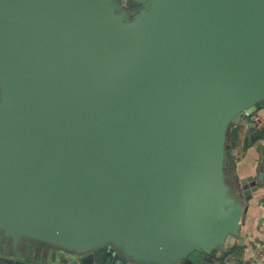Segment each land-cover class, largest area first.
Returning a JSON list of instances; mask_svg holds the SVG:
<instances>
[{"label": "water", "instance_id": "1", "mask_svg": "<svg viewBox=\"0 0 264 264\" xmlns=\"http://www.w3.org/2000/svg\"><path fill=\"white\" fill-rule=\"evenodd\" d=\"M262 107L264 0H0V264H245Z\"/></svg>", "mask_w": 264, "mask_h": 264}, {"label": "crops", "instance_id": "2", "mask_svg": "<svg viewBox=\"0 0 264 264\" xmlns=\"http://www.w3.org/2000/svg\"><path fill=\"white\" fill-rule=\"evenodd\" d=\"M260 111L264 113V107ZM230 139L234 162L228 166V175L237 181L256 175L264 159V126L252 131L249 123L242 119L233 125ZM244 204L248 209L243 215L239 235L244 239L242 258L245 264H264L254 259L256 249L264 242V187L253 191Z\"/></svg>", "mask_w": 264, "mask_h": 264}, {"label": "built area", "instance_id": "3", "mask_svg": "<svg viewBox=\"0 0 264 264\" xmlns=\"http://www.w3.org/2000/svg\"><path fill=\"white\" fill-rule=\"evenodd\" d=\"M242 119L248 123L253 122L256 128H262L264 126V113L257 108L245 109ZM254 259L264 261V242L256 249Z\"/></svg>", "mask_w": 264, "mask_h": 264}]
</instances>
